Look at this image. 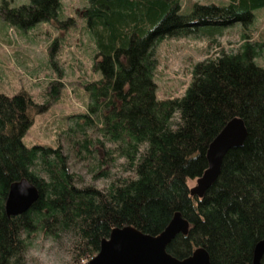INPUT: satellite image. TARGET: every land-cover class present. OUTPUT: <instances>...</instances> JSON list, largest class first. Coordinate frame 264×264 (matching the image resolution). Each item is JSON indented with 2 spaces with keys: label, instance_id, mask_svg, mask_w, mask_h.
Returning a JSON list of instances; mask_svg holds the SVG:
<instances>
[{
  "label": "trees",
  "instance_id": "obj_1",
  "mask_svg": "<svg viewBox=\"0 0 264 264\" xmlns=\"http://www.w3.org/2000/svg\"><path fill=\"white\" fill-rule=\"evenodd\" d=\"M224 2H196L185 12L190 4L184 7V0H87L82 12L96 43L94 70L101 76L84 85L88 110L71 117L65 134L77 155L92 156L98 167L104 164L100 147L107 143L111 160H125V176L112 179L110 172H100L112 179L105 188L78 185L62 143H24L35 115L59 100L61 80L51 83L43 103L27 91L0 92V264H26L35 234L68 245L72 263L85 264L115 228L134 226L158 235L178 212L190 228L168 245L173 256L185 259L204 247L211 264L253 262L264 238V67L256 61L264 44L254 40L251 26L264 0ZM0 9L22 29L72 23L61 20V0ZM236 23L242 26L238 49L221 48L196 63L182 97L158 98L156 48L163 39L200 37L205 27ZM235 117L245 121L247 139L227 153L205 196H192L190 180L206 171L211 142ZM22 179L40 196L27 212L10 216V187Z\"/></svg>",
  "mask_w": 264,
  "mask_h": 264
},
{
  "label": "rangeland",
  "instance_id": "obj_2",
  "mask_svg": "<svg viewBox=\"0 0 264 264\" xmlns=\"http://www.w3.org/2000/svg\"><path fill=\"white\" fill-rule=\"evenodd\" d=\"M29 2L0 0V7L7 11ZM61 2V20L71 18L72 23L43 22L30 29H22L11 25L0 13V92L12 96L22 90L27 91L37 103H43L51 83L61 80L63 87L59 100L47 112L35 115L24 143L28 147L36 144L56 147L62 143L70 156V168L78 185L93 184L105 188L113 178L128 174L124 168L125 160H111L106 153L111 145L107 143L106 148L100 147L99 157L104 159V164L98 167V161L92 156L79 157L65 134L74 122L71 117L88 110L90 96L84 85L99 79L101 74L94 70L96 43L82 12L87 0ZM196 2L225 3L224 0H184V7L190 4L185 12L190 11ZM251 29L254 40L264 44V8L256 11ZM203 31L206 34L200 37H167L157 45L155 80L159 99L182 97L192 81L196 63L216 55L221 48L236 50L242 42V26L238 23L220 30L205 27ZM211 33L215 35L211 36ZM213 38L215 42L211 40ZM256 61L264 67V46ZM92 136L96 138L97 135L94 133ZM103 170L110 172L112 179L101 176ZM196 185L197 179H191L190 188ZM26 264H73L71 250L66 244L60 245L35 234L32 247L26 254Z\"/></svg>",
  "mask_w": 264,
  "mask_h": 264
},
{
  "label": "water",
  "instance_id": "obj_3",
  "mask_svg": "<svg viewBox=\"0 0 264 264\" xmlns=\"http://www.w3.org/2000/svg\"><path fill=\"white\" fill-rule=\"evenodd\" d=\"M248 129L240 117L230 120L211 142L208 152V168L190 188L192 196L203 198L218 180L227 153L242 146L247 139ZM40 193L27 179L13 183L6 201L8 215L17 216L27 212L37 201ZM190 222L176 213L169 225L158 235L145 233L134 226L115 228L108 239H104L100 251L85 264H211L209 252L197 248L192 255L179 259L167 251L168 245L180 234H187ZM264 238L256 245L251 264H262Z\"/></svg>",
  "mask_w": 264,
  "mask_h": 264
}]
</instances>
